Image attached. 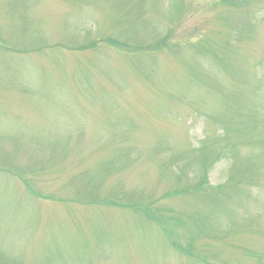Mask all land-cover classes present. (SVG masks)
Here are the masks:
<instances>
[{
  "label": "rangeland",
  "instance_id": "obj_1",
  "mask_svg": "<svg viewBox=\"0 0 264 264\" xmlns=\"http://www.w3.org/2000/svg\"><path fill=\"white\" fill-rule=\"evenodd\" d=\"M192 263L264 264V0H0V264Z\"/></svg>",
  "mask_w": 264,
  "mask_h": 264
},
{
  "label": "trees",
  "instance_id": "obj_2",
  "mask_svg": "<svg viewBox=\"0 0 264 264\" xmlns=\"http://www.w3.org/2000/svg\"><path fill=\"white\" fill-rule=\"evenodd\" d=\"M224 1L225 2H229L230 0H224ZM232 4H233V2H230V3H227L225 5L227 7H230V6H233ZM223 11L224 12L221 13V15H222L221 16V19L228 21L230 19L231 11L229 12V11H227L225 9ZM251 23H253V22L251 20H249L247 22V24L245 25V28H247L246 29V31H247L246 33H245V31L243 32L242 29H240V30H238L236 32L235 35L237 36L238 40L239 39H243V38L244 39H247V38H249L251 36V34L249 35V33L252 31L251 27L253 28V25ZM227 32L230 35L231 42L229 40H227V39H226V41H222V42L228 44V46H236V45L233 44V43H236V40H234V38H235V36L233 34L234 32L230 28L229 29H226V33H224L225 36H227ZM160 45L162 47L169 46L170 48H167L168 50H171L172 48H176L177 47V44L176 43L170 44V43H167L166 40H164L163 43H160ZM207 48H209V50ZM207 48L202 46L200 50L201 51H204L205 53H209V54L211 53L215 57V59L219 61V65L220 64L223 65V66H221V65L220 66L222 67V69L224 71H225V69L228 71L227 68H229L231 70V73H233V71H240V72L247 73V71H243V64L242 63H238V64L237 63H233V61L235 60V58L233 56H231V55H233L232 54V51H230V52H224V53L222 52L223 54H218L217 52H215V49L214 48H213V50H212V47H207ZM253 66H255V64H252V67ZM225 67H227V68H225ZM194 75H197L198 77L199 76H202L201 74H199L197 72L193 73L192 76H194ZM227 75H228V77H230V74H227ZM250 76H252V74ZM203 77H204L205 83H207L208 80H210V79L213 78V76L209 77V74H204ZM217 81H218V79L215 82H217ZM214 84H216V83H214ZM231 96H232V101H233V99L235 98V93L232 92L231 93ZM228 102H231V100L229 98H228ZM170 238H171V236H170Z\"/></svg>",
  "mask_w": 264,
  "mask_h": 264
}]
</instances>
